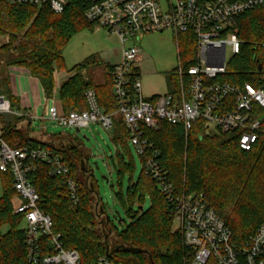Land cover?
I'll return each instance as SVG.
<instances>
[{"label": "trees", "instance_id": "1", "mask_svg": "<svg viewBox=\"0 0 264 264\" xmlns=\"http://www.w3.org/2000/svg\"><path fill=\"white\" fill-rule=\"evenodd\" d=\"M85 9V3L79 0L70 2L62 14H55L48 6H12L0 1V37L8 38L0 52L5 51L8 56V66L25 68L51 96L55 88V70H66L63 53L67 44L79 32L94 28L84 16ZM234 23L232 31L242 42L241 50L231 59L227 73L219 81L262 88L264 9L248 11L238 16ZM183 36L187 48L182 60L180 43V58L190 67L194 64L197 41L191 34ZM99 65L100 61L93 55L73 68L70 72L73 75L59 90L60 101L66 112H83L88 110L85 94L93 90L98 106L105 114L113 115L112 141L127 149L129 133L117 114L113 66L107 64L104 84L97 85L84 77L85 72ZM174 84L177 85V78ZM176 85L171 92H176ZM1 86L8 89L11 108L19 105L8 77L0 79ZM2 93L0 88V96H4ZM230 103L232 106L233 102ZM253 117L262 122L264 130V109L254 107ZM14 119L16 122L3 120L2 123V139L8 146L51 149L62 156L70 170L69 177L52 176L48 166L38 164L30 181L40 196L39 208L53 221L54 233L60 235L66 250L79 253L80 264H95L101 256L114 264L187 263V249L175 228L172 204L144 169L134 180L136 164L133 158L127 162L125 156L118 153L115 164L120 176V190L115 194V200L128 219L127 222L121 220L123 226L117 229L108 216L92 170L87 166L88 156L81 146L72 141L62 143V139L58 145L51 140L43 142L28 137L17 128L18 123L28 118ZM241 133L209 132L205 122L200 120L187 136L182 126L167 122H163L158 131L145 134L160 152L161 165L176 195H203L208 207L214 209L230 229L232 244L236 247H242L264 226V145L248 152L241 150ZM126 173L130 178L124 192ZM1 175L4 193L0 198V264H28L23 221L14 216L12 210L13 178L10 173ZM70 180L77 184V199H73L69 190ZM146 195L150 201L148 208H145ZM4 228L7 232H3ZM209 264L215 262L212 260Z\"/></svg>", "mask_w": 264, "mask_h": 264}, {"label": "built area", "instance_id": "2", "mask_svg": "<svg viewBox=\"0 0 264 264\" xmlns=\"http://www.w3.org/2000/svg\"><path fill=\"white\" fill-rule=\"evenodd\" d=\"M12 6L50 7L62 14L73 0H0ZM85 3L84 16L94 29H103L120 38L121 62L113 65L114 93L117 114L122 117L131 144L147 176L154 179L172 204L176 230L187 249L186 264H264V226L260 227L242 247L232 244V234L204 196L179 197L169 182L160 162V152L146 137L147 131H158L163 122L183 127L186 136L202 120L206 128L228 134L240 131L239 146L251 151L264 145L262 122L253 117V108L264 109V86L236 85L220 82L227 73L231 59L240 53L242 42L233 33L238 16L264 9V0H79ZM170 31L177 43L179 34H191L197 41L194 64L187 67L179 58L176 70V92L155 99H146L142 92L140 73L135 67L140 49L135 43L142 35ZM230 49L231 57L227 51ZM73 74L68 76V79ZM58 89L45 99L42 115L13 112L11 103L0 96V116L54 122L64 129L82 130L99 123L106 130L113 128V115L98 106L96 94H85L88 110L63 109L57 100ZM233 105L231 106V103ZM38 164L49 167L52 176L69 177L70 170L62 156L51 149H15L5 143L0 131V174L13 178V215L22 218L28 264H80L75 250H66L60 235L54 233L52 219L40 208V196L30 177ZM69 190L77 199V184L70 180ZM95 264H114L99 257Z\"/></svg>", "mask_w": 264, "mask_h": 264}, {"label": "rangeland", "instance_id": "3", "mask_svg": "<svg viewBox=\"0 0 264 264\" xmlns=\"http://www.w3.org/2000/svg\"><path fill=\"white\" fill-rule=\"evenodd\" d=\"M7 42L8 38L0 37V47L7 44ZM180 43L181 47H183L181 48L183 51V55L181 54L183 60L185 55L184 49L186 47H184L185 40L183 33L179 36V43H177L175 36L170 31L142 35L140 41L136 43L137 47L141 48L142 53L135 67L140 73V80L143 87L142 92L145 98L150 99L153 96H162L166 94L168 88L170 89L171 87H173V89L171 88L172 91L175 89L176 84L174 83H176V70L179 65L178 47L180 51ZM132 45H135V43L130 42V44H128V46ZM190 47H193V44H190ZM121 49L122 44L120 38L110 34L106 30L93 28L81 31L71 39L64 50L63 57L66 70L62 72L70 75L73 68L84 62L87 58L96 55L100 61V65L90 68L85 72L84 77L97 85L104 84L108 73L106 66L107 64L116 65L121 61ZM227 54L228 58H230V49H228ZM15 58H17L16 55ZM7 59L8 56H6L5 51L0 52V79L9 78L11 91L14 95L11 84L14 78L10 73L18 68L23 70L26 69L14 65L8 66ZM62 81H64V79H62ZM0 88L3 92L2 94L10 101L9 92H6L8 89L6 90L4 86ZM14 97L17 98L15 95ZM45 97L50 99L51 96L45 93ZM157 97H154V99ZM59 99L60 97L57 96V100ZM43 106L44 103H41L40 107ZM12 107L14 113L20 111L19 105H12ZM14 118H17L15 114L0 116V131L3 120L6 122H16ZM29 123L30 121L26 119L17 125V128L28 137L44 142L51 140L58 145L62 139L64 140L62 143L68 144L69 141H72L81 146L85 156H88L87 166L92 170L93 179L96 181L100 197L106 207L108 216L115 228L121 229L124 223L122 221L124 220L127 222L128 219L115 200V194L120 190V176L115 164H117L118 161V153L124 155L127 162L133 158L136 164L134 180L138 179L143 167L135 148L131 144L127 149H124L122 146H117L112 141L111 130H106L99 123H94L90 128L82 129L79 133L73 129H64L50 121L35 120L31 122V128ZM209 132L215 131L211 128ZM129 178L130 175L128 173L123 177L124 192H126L128 187ZM3 193L4 182L0 174V198H2ZM146 196L147 202L145 208H148L150 206V201L149 196ZM177 227L178 224L175 223V228ZM7 230V228H4L3 232H7Z\"/></svg>", "mask_w": 264, "mask_h": 264}, {"label": "crops", "instance_id": "4", "mask_svg": "<svg viewBox=\"0 0 264 264\" xmlns=\"http://www.w3.org/2000/svg\"><path fill=\"white\" fill-rule=\"evenodd\" d=\"M139 41H140V39L135 42V45ZM138 48L140 49V54H141L142 50L140 47H138ZM178 56L180 58L179 47H178ZM121 58H122V56H121ZM10 74L13 75V78H14V80L11 83L12 84V90L14 92V95L20 101V104H19L20 111H22L23 113L34 114L36 116L42 115L44 113L45 106H46V103H45L46 97H45V91H44L40 81L37 78L32 77L27 70H23L20 68L13 70ZM67 76H69V75H67V73L55 70V73H54L55 88H54V90H56V89L60 90L62 84L68 80ZM62 79H64V81H62ZM171 88L170 89L168 88L166 94L171 92ZM142 90H143V87H142ZM166 94H164V95H166ZM52 95H53V93H52ZM164 95H162V96H164ZM57 96H59V91H58ZM157 96H153L150 99H154V97H157ZM158 97H160V96H158ZM58 101L61 102L60 99ZM41 103H44L43 107H40ZM35 120H37V119L36 118L32 119L30 122H33ZM31 126H30V128H31Z\"/></svg>", "mask_w": 264, "mask_h": 264}, {"label": "water", "instance_id": "5", "mask_svg": "<svg viewBox=\"0 0 264 264\" xmlns=\"http://www.w3.org/2000/svg\"><path fill=\"white\" fill-rule=\"evenodd\" d=\"M260 70H261V67H260ZM77 131V133H79L80 132V130H76ZM127 252H129L130 250H126Z\"/></svg>", "mask_w": 264, "mask_h": 264}]
</instances>
